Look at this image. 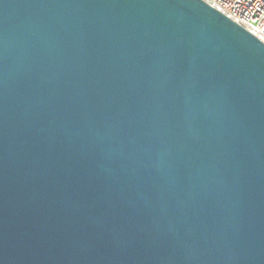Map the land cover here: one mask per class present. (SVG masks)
Instances as JSON below:
<instances>
[{
    "label": "water",
    "instance_id": "obj_1",
    "mask_svg": "<svg viewBox=\"0 0 264 264\" xmlns=\"http://www.w3.org/2000/svg\"><path fill=\"white\" fill-rule=\"evenodd\" d=\"M0 264H264V43L202 0H0Z\"/></svg>",
    "mask_w": 264,
    "mask_h": 264
},
{
    "label": "built area",
    "instance_id": "obj_2",
    "mask_svg": "<svg viewBox=\"0 0 264 264\" xmlns=\"http://www.w3.org/2000/svg\"><path fill=\"white\" fill-rule=\"evenodd\" d=\"M264 43V0H202Z\"/></svg>",
    "mask_w": 264,
    "mask_h": 264
}]
</instances>
